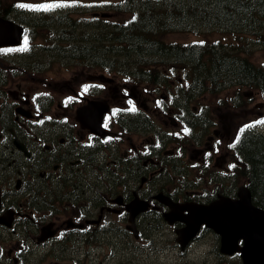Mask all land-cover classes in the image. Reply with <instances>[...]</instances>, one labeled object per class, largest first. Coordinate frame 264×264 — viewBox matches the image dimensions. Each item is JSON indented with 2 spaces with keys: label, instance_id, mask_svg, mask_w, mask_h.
Returning <instances> with one entry per match:
<instances>
[{
  "label": "flooded vegetation",
  "instance_id": "obj_1",
  "mask_svg": "<svg viewBox=\"0 0 264 264\" xmlns=\"http://www.w3.org/2000/svg\"><path fill=\"white\" fill-rule=\"evenodd\" d=\"M23 75L0 70V264H123L140 247L168 252L151 264L241 261L223 254L221 234L188 208L250 187L249 134L264 139L249 127L250 103L240 156L228 104L195 117V107L158 103L149 86L94 68L60 87L69 90L55 106L57 86ZM88 99L109 102L101 122L98 104L80 110ZM257 106L255 120L264 102ZM135 200L145 207L132 213Z\"/></svg>",
  "mask_w": 264,
  "mask_h": 264
},
{
  "label": "trees",
  "instance_id": "obj_2",
  "mask_svg": "<svg viewBox=\"0 0 264 264\" xmlns=\"http://www.w3.org/2000/svg\"><path fill=\"white\" fill-rule=\"evenodd\" d=\"M110 8L121 17L115 26L105 27L104 38L93 39L105 42V46L97 47L99 50L91 49L97 56L94 61L140 70L151 64L147 56L155 55L159 57L154 59L156 63L186 67L192 84L204 85L207 79L211 88L233 83L264 87V65L235 52L242 47L238 44L184 43L162 38L169 31H194L200 25H215L231 32L253 33L256 41L264 43V33L260 34L264 31V0H117ZM12 13L23 17L19 11L9 9L6 13L0 8V15ZM159 76L154 74L155 81ZM248 145L251 188L255 200L264 205V139L252 137Z\"/></svg>",
  "mask_w": 264,
  "mask_h": 264
},
{
  "label": "rangeland",
  "instance_id": "obj_3",
  "mask_svg": "<svg viewBox=\"0 0 264 264\" xmlns=\"http://www.w3.org/2000/svg\"><path fill=\"white\" fill-rule=\"evenodd\" d=\"M70 1H73V4H81L85 6L86 9L80 8V7H72L69 5H65V3H69ZM102 0H0V8H3L6 6L7 8H10L13 6L14 2H17L16 6L24 7L27 9H31L32 11H41L45 14L52 13L50 10H54L56 7L50 8L49 10H44V6L47 5H55L57 3L63 4L60 6V8H66L68 13H71V16H73V12L76 11L79 13L80 17L89 18V16L94 15L98 16L100 15L101 18H106L102 20L103 25L108 22V18L111 21H115L118 17V13L112 14L107 16V13L102 12V10L98 6H94V8H98L99 11H93L89 10V5L92 2L99 3ZM107 0H105L106 2ZM32 19L39 20L41 22H49V24L44 23L43 26L36 27L34 31L32 32V35L29 38H25L21 47L19 48H13V49H2L0 50V54L6 55L8 58H11L13 60H17V62H24L26 65H30L32 62L36 61H44L45 59L41 57L43 53L46 51L45 47H41L37 49L35 46L36 44L40 46H50L56 42H61V35L62 32H66L68 34H71L66 29H63L59 27L56 24V18L58 14H52V15H35V14H29L28 15ZM13 18L18 19L17 15H12ZM43 18V19H42ZM88 28L86 26V29L83 31H77L75 30L73 32V36H75L76 40L74 42H81L83 39H86L84 37V34L89 32ZM199 31H193V32H170L162 35V38L168 40V41H176V42H189V41H212V42H221L223 44H231V43H245L247 45V50L244 51L243 55L247 56L251 61L262 63L264 62V46L254 43L253 38L254 36L252 34L247 33L246 35H241V39H239V35L235 33L225 32L222 30L217 29V27H199ZM104 29L100 28V32L103 33ZM27 41V46L25 48V42ZM86 42L89 43V41L86 39ZM20 49H25L23 51H20ZM33 57L31 58V56ZM160 62V61H159ZM0 63L3 64L2 60L0 59ZM161 71V75L165 78H168V82L170 84H174L172 87H168L166 85H155L156 89L158 90V95L155 93L156 102H163L164 99L161 97L163 92L169 93L173 91H177L179 88V85L182 82H179L180 77H185L188 74V71L186 68L183 67H168V66H159L158 67ZM7 69V68H5ZM89 69H94V66H90L86 63L82 62H74V63H67L63 61H51V66L49 69L45 71H37L35 72V82L36 84H40L41 87H52L57 86V92H58V98L55 100V106L57 105L58 101H61V94L65 91H68V87H63L64 84H71L74 85L78 83L80 80H85V74L86 71ZM10 73V72H9ZM13 73H10L12 75ZM32 75V74H31ZM30 74L23 75V78L30 79ZM120 77H123L120 76ZM44 82H42V80ZM186 80V79H185ZM153 89V88H152ZM216 91H212L210 93H204L196 97L194 103H190L188 106L190 110H192V107H195L192 111V115L195 117H198L201 110L205 109L208 111H211V107L216 103H228L227 106H225L222 111L225 112L226 110H230L233 113L235 124L232 131L229 133V137H232L234 135V132L237 128V126L243 122L245 117V108L248 103L251 104L253 107L252 112L255 114L252 115V118L257 116V112L259 110L257 104L263 99V94L258 91L256 88H251L248 86H241V87H235V85H232L231 87L227 88V90H223L217 94ZM159 97V99H158ZM230 98H233V100H229ZM98 100V99H97ZM100 102H107L104 100H98ZM232 103V104H231ZM210 108V109H209ZM264 113V107L261 109ZM191 114V113H190ZM204 115V112L203 114ZM212 115V114H211ZM155 118V124L156 127H159V125H163V120L157 116L154 115ZM244 126L241 125L239 129L236 132L235 137L238 135L240 129ZM227 141V136L224 138V143ZM191 141L187 142V151L188 153H191L194 150V146L190 143ZM222 167L218 166L214 168V175H219V171H216L217 169H221ZM233 167H231L232 169ZM235 177V175H234ZM219 178V177H217ZM220 179V178H219ZM244 184H239L238 187L240 188ZM212 186H216V182H212ZM221 191V189H220ZM149 239V238H148ZM154 246V243H153ZM150 249L149 247L145 248H139L137 251V255L135 259L132 261H128L126 259V255L124 254L123 258V264H151L153 260H157V258H161L164 260V255L168 252L166 251H160L157 253H154L153 251H147ZM146 251L148 253H146ZM188 257L192 256L194 257L195 261L198 263L200 262V259L192 253H187ZM189 259V258H188ZM236 259H230L228 264H238L235 262Z\"/></svg>",
  "mask_w": 264,
  "mask_h": 264
},
{
  "label": "water",
  "instance_id": "obj_4",
  "mask_svg": "<svg viewBox=\"0 0 264 264\" xmlns=\"http://www.w3.org/2000/svg\"><path fill=\"white\" fill-rule=\"evenodd\" d=\"M23 32L21 25L0 17V45L19 43ZM201 213H205L201 221L210 222L225 239L245 238L242 250L247 264H264V217L259 215H264V210L253 205L248 190L240 200L204 205Z\"/></svg>",
  "mask_w": 264,
  "mask_h": 264
},
{
  "label": "bare ground",
  "instance_id": "obj_5",
  "mask_svg": "<svg viewBox=\"0 0 264 264\" xmlns=\"http://www.w3.org/2000/svg\"><path fill=\"white\" fill-rule=\"evenodd\" d=\"M208 80L207 79H205L204 80V85H203V83H200V82H198L197 84H195L194 86H190V90L191 91H194V93H197L198 91H200L201 89H203L204 87H208V86H210V85H208ZM219 87V86H218ZM213 88H214V86H213ZM184 96H185V94H184Z\"/></svg>",
  "mask_w": 264,
  "mask_h": 264
},
{
  "label": "snow or ice",
  "instance_id": "obj_6",
  "mask_svg": "<svg viewBox=\"0 0 264 264\" xmlns=\"http://www.w3.org/2000/svg\"><path fill=\"white\" fill-rule=\"evenodd\" d=\"M62 5H59V4H55V5H47V6H44V10H49L50 8H53V7H60ZM27 46V41L25 42V48ZM25 49H20V51H23ZM132 111H135V109H131ZM257 123H264V121H258ZM249 127H251V125H249ZM187 131V130H185Z\"/></svg>",
  "mask_w": 264,
  "mask_h": 264
}]
</instances>
